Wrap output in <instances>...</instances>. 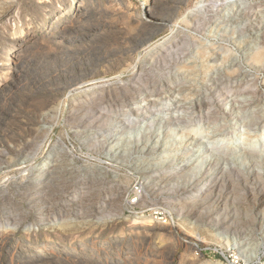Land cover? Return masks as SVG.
Listing matches in <instances>:
<instances>
[{
    "label": "rangeland",
    "instance_id": "374dc122",
    "mask_svg": "<svg viewBox=\"0 0 264 264\" xmlns=\"http://www.w3.org/2000/svg\"><path fill=\"white\" fill-rule=\"evenodd\" d=\"M196 1L0 0V13L12 10L0 17V48L8 50L19 34L33 35L17 59L6 55L10 50L0 53V83H5L0 88V264H264V217L254 221L244 209L256 185L252 173L236 170L214 183L210 200L226 191L228 215L233 217L226 224L227 234L211 236L204 209L184 217L187 207L179 208L197 188L192 180L167 173L178 162L155 164L157 169L150 170L153 163L168 159L162 157L163 147L154 146L155 133L147 132L152 135L148 142L131 137L124 146H91L93 141L83 142L78 134L79 116L66 106L79 94L87 115L95 106L124 108L121 113L135 121L152 117L145 122L151 129L165 125L178 129L176 136L202 140L235 125L223 145L241 144L247 137V145L263 146L264 123L248 125L250 113L227 124L214 107L200 114L197 107L184 122L169 119L175 107L203 105L214 95L225 102L243 100V94L253 103L250 112L254 109L264 118V110L255 109L258 104L264 107V69L248 60L263 48L250 29L264 18V0H207L204 10H193ZM79 4L83 8L73 12ZM164 41L168 44L163 50L151 51ZM75 83L82 87L73 90ZM94 83L103 85L102 94L85 95ZM141 99L147 106L134 107ZM239 111L227 115H241ZM214 116V128L207 127ZM120 124L125 132L138 127ZM109 126L104 123L102 128ZM143 143L148 144L141 150ZM60 153V166L64 163L73 172L65 190L60 191L52 178L47 189L37 191L33 180L39 166ZM258 177L257 186L264 191V169ZM233 185L235 192L230 191ZM81 196L93 203L66 202ZM157 211L167 222L152 219ZM192 225L197 227L191 237L184 227ZM252 229V237L243 239Z\"/></svg>",
    "mask_w": 264,
    "mask_h": 264
},
{
    "label": "bare ground",
    "instance_id": "6f19581e",
    "mask_svg": "<svg viewBox=\"0 0 264 264\" xmlns=\"http://www.w3.org/2000/svg\"><path fill=\"white\" fill-rule=\"evenodd\" d=\"M207 2H208L207 0H197L196 3H195V5H194L193 10L194 9L204 10L206 4H209ZM58 7L60 9V7H61V3L60 2H59ZM73 8H74L73 9V12L74 11L76 12L77 10L82 9L83 7H82V5L79 4V6L78 5L77 6L75 5ZM55 10H56V6L48 9V14L54 13ZM11 11L12 10H10V8H6L5 10H3L0 13L1 14L0 17H4L6 15L8 16L11 13ZM190 12H192V10H190L187 15H190ZM11 18L12 17H10V19ZM190 18L192 19V17H190ZM260 21L261 22L254 23V26L250 29V33H253V34L256 33L257 34V36L259 37V39L258 38L257 39L260 41V43L263 46V48L257 49L254 52H252L251 55H250V59H248L249 61L252 60L254 62L253 66L256 69H261V68L264 69V18L261 19ZM20 32L21 31H17V33H20ZM20 35L21 34H19L18 41L17 42H13V44L10 47H8V50H10L11 52L9 51V53L6 54L7 56H12L14 59H17L19 57V55H20L21 52H24L26 49L29 48V44L32 42V39H33V35H26L25 37L23 35L22 36H20ZM0 40H2V39H0ZM236 40H238V39H236ZM167 44H168L167 41H164V42L156 45L155 47H152V49L151 48L150 49H151V51L157 50V52H158V51L163 50L164 47H165V45L167 46ZM6 47H7V45H6ZM8 50H7V48L5 49V48L1 47L0 48V53H6V51H8ZM168 50H170V49H168ZM152 55H153V53H152ZM156 57H158V55ZM138 62H135L134 66H133L134 69L138 67ZM262 72H264V71H262ZM237 74L240 75V72L237 73ZM210 75H213V74H210ZM246 76H250V74L248 73ZM240 82H242L241 79H240ZM3 83L2 84L0 83V88L1 87H4L3 85H5V83L4 84ZM183 84H185V83H183ZM81 87H82V85H80V83L73 84V90H75V91L76 90H79ZM181 87H183V86H181ZM184 87L186 88V86H184ZM180 90L181 89H178V90H176V92L178 91V93H180L181 92ZM103 91H104L103 85H98V84H95L94 83L88 89H86L85 95H89V93L91 92L92 93V96L93 95H96L97 96V94L98 95H101ZM188 92H189V90H188ZM192 92L190 93L191 95H192ZM243 93L241 92V94H243ZM80 96H82V95H80ZM164 96H166V95H164ZM172 96H173V94H172ZM78 97H79V94H78ZM78 97H74L70 102L67 101L66 106L70 109L69 111H71L74 115H78L79 116V119H80V128L78 130V134L82 137L81 140H83V142H86L87 143V142L93 141V143H91V146L94 144V142H97L100 145L112 143L113 146L114 145H116V146H124V144L126 142L127 143L129 142V139L131 137H135V139H137V140H138V137L140 139H142V140L146 138L144 142H148L147 137L148 136L149 137L151 136L150 138L152 139V135L151 134H154L155 133V135L153 136V138H155V144H154V146H156V147L157 146L163 147V148H161V149H163L162 152L164 153V155L161 153L162 154V157H166L168 159H165L164 161H157V162L153 163V166L152 165L150 166V170H153L155 168L157 169V167L154 166L155 164H157V166H158V165H160L161 163H164V162H168V164H169V162H173V161L174 162H178V163H176V165L171 164L169 166L170 167L169 172H167V173H169V174H177L178 175L177 176L178 178H180V177L183 176V177L189 179L190 181L192 180L193 183H195L196 188H197V190L194 189V190L197 191L195 194H190L189 196L185 197L186 200L183 199L184 201L182 203H180V207L179 208L181 210V209H184V208L187 207V210L188 211H186V212L184 211L185 213L183 212L184 217H190L193 213H194V215L195 214L197 215V213L200 212L199 210L201 208L204 209L205 210V216L204 217L206 219L208 218V220H209L208 223L210 224V226H209L208 229H209V231L211 233V236H215L217 234H220L221 236L222 235L224 236V234H227L229 232V226L227 227L226 224L233 217L231 215H228L229 212H228V208H227V205H226V198H225L227 195H226V193L224 194V192H226V191L222 192L221 194L219 193L220 195H218V197L215 196L212 201L210 200V197L213 194L212 189L214 187V183L217 181L218 178H221V179L224 180L225 177H229V175L231 173H233V172L235 173L236 170H239L240 173H245V172L247 174L252 173L253 178L256 180L255 189L250 190V192L248 194V198H247V200L244 203V209L246 211V214H248L250 217H252L254 219V221H256V218H258L259 215H261V216L264 217V191L262 190V188H259L260 185L257 186V182H258L257 180L260 178V177H258V174H261L262 169H264V142L262 143L263 146H260V145H257L256 146L254 144L253 145H250V144L247 145V142L245 141V139L247 137H244V140H243V142L241 144L239 142V144H237V145L234 144L233 146H227L226 144L223 145L224 142H225V138L228 137L227 135L235 131V129H236L235 125H232L230 127L228 126V128H226V129H223L225 127V126H223V128H222L223 130L222 129H221V131L218 130L219 132H216L213 135H209L208 134L207 139L205 137L206 140H202V138L195 139L194 138L195 135H194V137H189V135H184V134H181L179 136H176L178 129L177 130L176 129H172L171 130L168 126H165V125L164 126H160L157 129H153V127L151 129V128L147 127L148 125L145 122H147L146 121L147 119H150L152 117H149L148 118V116H145L144 115V117H141L142 118L141 121H139V120L138 121H135V120H133L131 118L125 117V116H127V114L121 113V111H124L125 112L126 109H124V108H118V107L117 108H107V106H95V107L91 108V111L90 110L87 111V113H90V114L87 115L86 113H83L85 111V108L86 107L84 108V107H81L80 106V104H79L80 100H78L79 99ZM184 98H185V100L187 99V97H184ZM243 98H244L243 100H240V99L237 100V99H234V97H233V99H231V100L229 99L227 102H225L224 101L225 98L223 99L221 97V95H214V96L211 97V99L209 101H205L203 103V105H199V106L191 105V106H187V108H185L184 106L175 107V109L173 111L174 113L170 116L169 119L176 120L175 124H178V123L184 122V120H186L185 117H187V114L189 113V111L191 109H195V108L198 107L199 108V114H200L202 112V109L203 108L208 109V111H207V113H208L209 110L212 109V107H214L213 108L214 110H216L218 112H222L224 114V116L226 117L227 124H230V123L234 122L236 120L235 119L236 117L248 116L249 113L251 114V116L249 115L250 118L248 120H246L248 125H250L251 123H254L253 125L259 124V123L260 124L261 123H264L263 114H260L259 115V113L258 112H255L254 109H253V112H250L251 111V108H253L252 107L253 106V103L250 102V99H248L247 95H244L243 94ZM140 101L141 102L138 105L137 104H134L135 106L134 105L133 106L134 107H137V108H142V107L144 108V106L145 107L147 106L146 100L141 99ZM82 102H83V100H82ZM181 102L184 103L185 101L182 100ZM257 102H258V100H257ZM178 103H179V100H178ZM183 103H180V104H183ZM131 105H132V103H131ZM133 106H131V107H133ZM164 106H166V105H164ZM181 108H182V110H181ZM236 108L241 109V111H239V112H242L241 115H239L238 112H237L238 115H236V116H235V113H234V116H233V114L232 115H227L228 113L233 112L234 109H236ZM260 108H262L261 111L264 110L263 109L264 107H262L260 104H258L255 107V109H257V110L260 109ZM179 111H181V113ZM216 116H214L212 120L211 119H207V120H211L210 121L211 123L207 127H210L211 126L210 128H214V125L217 122L216 121L217 120V117ZM193 120H195V119H193ZM195 121H197V120H195ZM120 122L125 123V126L126 125H130L131 126V125L138 124V127L136 128V130L126 131L125 132V131H123L124 127H122L121 124H120V126H118V123H120ZM104 123H107V124L108 123H111V126L102 128ZM243 125H246V122H244ZM181 126H183V125H181ZM226 130H228V133L227 134L224 133V132H226ZM148 131H151L152 133L150 132L151 133L150 135L149 134L146 135ZM212 132H214V130ZM245 135H247V134H245ZM245 135H243V136H245ZM194 140H196V141H194ZM145 144H148V143H145ZM145 144L141 147V150L146 149V145ZM29 154H30V152H29ZM142 156H144V155L142 154ZM59 160H64V157L61 158V153H60V156H58L57 158L54 157L53 159H47L46 161H43L42 164L39 166L38 172H36V174H35L36 180H33V181H36L37 184L39 185L36 188L37 191H41L42 189H45L48 186V184H49V180L52 179V178L58 184L60 191H62V189L65 190L64 187L66 186L67 181L70 178L69 173L72 172V171H70L69 168L64 167V163H63V166H60V164L58 162H61V161H59ZM221 162H223L222 164H224V166H222L220 164ZM184 169H185V171L183 172ZM237 176H238V174L236 175V177ZM71 177H72V175H71ZM219 182H221V181H219ZM259 182H261L260 179H259ZM218 183H217V185H218ZM172 186H173V184H172ZM234 187L235 186L233 185L232 186V189L230 191L233 190L235 192ZM54 192H56V191H54ZM62 192H61V194H62ZM65 192H67V191H65ZM138 194H140V193L138 192L136 195L138 196ZM57 195L58 194H56L55 196H57ZM154 199L156 200V196L154 197ZM135 201H136V199H134L133 202H135ZM66 202H68L70 204H73V203L76 204V203H78L80 205H82V204L84 205V204L90 203L92 201L89 198H85V197H82L81 196L78 200L69 199ZM127 202L133 203V202H130V200L127 201ZM118 203H119V200H118ZM137 203L138 204H142L141 200H138ZM161 203H162V201H161ZM167 204L169 205V203H166L165 202V203H162L161 205H167ZM157 205L158 204H154L155 207ZM242 207H243V205H242ZM219 210H221L222 212H220ZM244 212H243V214H244ZM215 214H217V215H215ZM199 215H198V217H200ZM143 216H145V215H143ZM111 217H113V216H111ZM154 218H156L158 220H161L162 219V220H164V222H167L165 216H162V217L160 216V218H158L156 216V217H153L152 219H154ZM247 220L250 222L249 219H247ZM252 224H253V222H252ZM260 225L264 229V218H263V220H262V222H261ZM196 227H197L196 225H194V226L192 225V227L191 226L190 227H187V226L184 227L185 230H186V233L185 234L188 235V236H191V237L194 236V235H196V231H195ZM253 233H254V230L253 229L252 230H249L245 234V237H243V239H249L250 238L249 236L253 235ZM220 235H219V237H221ZM222 240H223V238H222ZM256 248L257 247L254 246V249L255 250H256ZM252 256H255V253H253Z\"/></svg>",
    "mask_w": 264,
    "mask_h": 264
},
{
    "label": "built area",
    "instance_id": "2783aa9c",
    "mask_svg": "<svg viewBox=\"0 0 264 264\" xmlns=\"http://www.w3.org/2000/svg\"><path fill=\"white\" fill-rule=\"evenodd\" d=\"M135 195H136V193H135ZM127 205H130V204L126 203L125 206H127ZM131 206H135V205H131ZM155 214L157 215V217H158L159 215H160V216L163 215V213H162V212H159V211H157ZM155 214H154V215H155ZM164 216H166V215L164 214Z\"/></svg>",
    "mask_w": 264,
    "mask_h": 264
},
{
    "label": "water",
    "instance_id": "95a60500",
    "mask_svg": "<svg viewBox=\"0 0 264 264\" xmlns=\"http://www.w3.org/2000/svg\"><path fill=\"white\" fill-rule=\"evenodd\" d=\"M169 21H164V23L163 24H165V25H169Z\"/></svg>",
    "mask_w": 264,
    "mask_h": 264
}]
</instances>
